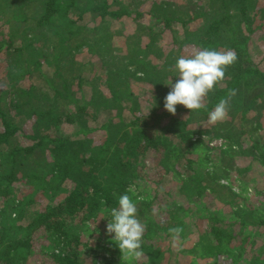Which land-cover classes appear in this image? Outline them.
Listing matches in <instances>:
<instances>
[{
	"label": "trees",
	"instance_id": "obj_1",
	"mask_svg": "<svg viewBox=\"0 0 264 264\" xmlns=\"http://www.w3.org/2000/svg\"><path fill=\"white\" fill-rule=\"evenodd\" d=\"M10 1L17 9L27 3L35 6L36 14L29 17L33 18L32 24L24 33L42 35L50 45L53 41L55 49V53H50L49 60L44 51L34 46L35 37L24 35V43L14 47L15 53L27 63L34 64L35 68L39 67L36 58L41 55L55 64L59 72L56 73L57 81L46 79L51 93L33 85L28 89L19 88L10 97L12 103H6L5 109L0 107L3 127L0 132V264H28L35 254V242L40 241L41 236L49 240L56 251L49 254L37 251V256L52 258L55 264H84L83 246L84 249L94 248L83 242L74 217L81 215L82 219L91 222L99 211L108 212L117 207L120 195L127 193L131 199H136L143 192L145 197L151 195L153 188L141 183L143 172L150 166L146 158L151 155L160 154L158 159L152 158L151 166L161 168L165 174L174 171V167H183V173H179L177 179L178 193L189 202L202 199L203 194L208 192L213 200L216 198L217 201L237 205L230 199L239 198L230 183L225 187L218 182L220 177L232 175L231 169L242 177L247 174L248 178L240 176L241 180L234 175L241 190L247 189L249 184V189L257 195L261 193V189L253 183L256 180H251L254 170L250 163L242 166L246 157L250 156L252 162L264 169V146L257 139L245 145L243 139L248 133L243 125L248 124L251 114L260 105L264 107L261 99H264V71L254 64L248 51L254 33V15L251 13L254 0H206L215 18L193 44L198 48L220 51L231 49L237 59L226 68L224 79L214 87L204 107L190 111L178 104L175 115L157 111L158 107L164 106V97L170 91L165 79L174 77L172 69L175 61L168 54L161 70L153 72L156 66L145 60L146 53L153 52L151 45L156 33L140 24L143 14L137 10L138 0H1L3 4ZM70 10L74 11V17L69 15ZM150 13L156 15L157 22L164 29L171 31L172 37L177 33L174 27L177 20L183 14L189 16L169 2L152 3ZM123 17L137 23V32L140 27L144 28L143 32L150 42L142 47L138 33L134 34L131 38L133 44L127 47L125 56L121 58L109 49V28L111 23ZM84 47L100 57L105 69L107 89L104 92L108 95L94 82L89 96L82 93L80 97H75L71 94V79L65 72L70 71L81 83L87 80L83 75L86 69L84 63H76L74 58L75 53ZM21 68L22 72L30 73L27 67ZM130 78L150 83L160 93L157 102L151 104L145 114H140L142 110L134 98ZM232 90H235V95L229 98ZM224 98L229 101V120L222 124L217 122L219 126L213 132L209 129L202 131L209 140L218 137L227 140L228 147L223 149L202 142L199 135L197 139L193 138L198 130L191 131L188 125L207 120L208 113ZM0 100L4 101V97ZM125 103H128L126 110L123 109ZM11 107L18 114L35 116L31 133H23L28 143L21 144L18 140L21 127L7 112ZM112 110H116L120 122L117 129L111 128L112 117L103 121L97 118L104 113L111 114ZM123 111L128 112L123 114ZM180 112L187 115H176ZM127 120L129 125L123 128L125 123L122 122ZM64 124L72 126L74 132L64 134L57 131ZM100 129L105 131L104 140L91 145L87 135ZM174 138L176 141L173 142ZM210 147L216 148L217 155L212 154L214 148ZM193 152L201 156L198 162L186 156L187 153L193 155ZM209 163L214 173L208 178V173L204 172ZM145 175L149 176L148 173ZM155 184L158 186V183ZM132 186L137 193L131 192ZM38 196L43 198L41 202L35 199ZM152 199L134 202L137 216L144 215L145 219L141 241V251L146 256L144 264H154V255L158 253L156 233L169 236L172 235L169 228L180 227L182 232L179 236L183 237V220L193 213L173 201L169 203L167 218L154 221L149 215ZM240 202L243 204L241 207L237 205L236 210L230 211L231 222H225L221 213L211 216L207 207L197 210L199 215L203 213L208 229L200 235L194 250L200 257L202 253L208 256L212 263H207L220 264L218 258L224 256L227 259L225 264H264V241L255 251L252 249L257 246L252 239L254 235L245 234L247 229L252 231L248 227L259 229L263 237L260 233L257 236L264 240V215L260 212L264 207L243 197ZM236 224L239 225L238 234L234 232ZM236 235L241 236L240 243L231 246V240ZM245 244L253 250L248 257ZM115 250L119 251L117 245L106 249L112 253ZM113 259L104 258L102 264H115Z\"/></svg>",
	"mask_w": 264,
	"mask_h": 264
},
{
	"label": "rangeland",
	"instance_id": "obj_2",
	"mask_svg": "<svg viewBox=\"0 0 264 264\" xmlns=\"http://www.w3.org/2000/svg\"><path fill=\"white\" fill-rule=\"evenodd\" d=\"M139 6L137 10L141 12L143 15L139 19L140 24L149 29L153 30L156 35L152 41V49L153 52L146 53L145 60L150 61L156 67L153 69V72H158L161 70V66L163 65V60L166 55L171 54L169 57L176 61L180 56L188 55L193 49L198 48L193 43L198 39L201 33L205 30L207 25L215 18L213 12L210 7L207 5L206 0H138ZM169 2L176 6V8L182 11H185L189 16L185 17L182 15L181 19L177 20V25L175 27V31H177L175 37H172L171 31L164 29L162 24H159L156 19V15L150 13V9L152 3H165ZM74 11L70 10L69 15L74 17ZM183 13V12H182ZM251 13L254 15V21L252 24V29H254V33L251 35V40L249 43V55L253 60L254 64L261 70L264 71V0H254L251 5ZM35 6L32 3H27L23 8L17 9L12 2H7L3 4L0 0V44L2 48H0V98L4 97V101L0 100V107L6 108L7 104L10 105L12 103L10 97L13 96L16 90L19 88L28 89L30 86L41 87L43 90L51 93V89L46 85V79H55L57 81L56 73L59 72V69H56L55 64L49 62L51 59V54L55 53V49L53 48V41L47 43L42 35H36V33L26 32V28L32 24V19L30 16H34ZM160 16V14H159ZM138 22V21H136ZM183 24V25H182ZM173 27V28H174ZM110 51L113 52L114 55H118L123 58L126 53V49L128 46L133 44L132 36L138 33L139 37V45L145 46V44L150 42V38L148 35L143 32L144 28L140 27L139 32H137V23L132 22L129 17H123L118 21H114L110 24ZM179 31V32H178ZM26 35L27 37H35L34 46L40 50L44 51L47 56H49V60L45 59L43 56H39L36 58L37 62H39V67L35 68L34 64H29L24 61L21 57H19L18 53H15L14 47L21 46L24 42L23 37ZM175 41V43H174ZM192 42V43H191ZM56 44V43H55ZM57 45V44H56ZM171 52V53H170ZM51 53V54H50ZM75 62L84 63L86 69L83 73L84 78L87 79L86 82H82L76 76H74L70 71L67 73L68 77L71 79L69 83V90L71 94L75 97H80L84 93L86 96L90 95V86H93V82L97 83L102 91H106V81H105V69L101 65V59L97 55H93L90 53L85 47L82 48L78 53H75ZM27 67L30 71L22 72V68ZM62 73V72H61ZM17 75V76H16ZM176 74H173L174 77H170L172 82L176 81ZM166 78V82L170 79ZM59 81V80H58ZM131 89L133 91V95L135 100L138 102L139 107L142 112L140 114H145L150 110L151 104L156 103L157 99L160 96L158 90L150 83L145 81L137 80L134 78L129 79ZM96 85V84H95ZM169 87V86H168ZM214 90V89H213ZM213 90L208 93L205 97L203 103H206L210 94L213 93ZM264 92V91H263ZM105 93V92H104ZM108 95V93H105ZM263 101V97L261 98ZM256 102V105L262 101ZM8 105V106H9ZM128 107V103H125L123 109L126 110ZM157 111L166 112L164 106H160L157 108ZM11 117H14V121L21 130L18 132V140L21 144L28 143L26 138L23 137V133H31L32 127L35 125V116L29 115L24 116V114H18V112L12 107L7 111ZM128 111H123V114ZM185 112L176 113L178 116H182ZM184 115H187L186 113ZM229 115L227 118L221 122L229 120ZM109 117L113 118V123L111 128L117 129L120 126L119 119L116 114V110H112L111 114L108 113L101 114L97 116L98 121H103V119H107ZM124 119V118H123ZM126 119V118H125ZM124 119V120H125ZM258 122V123H255ZM125 123L122 127L127 128L129 125V120L122 122ZM236 123V122H235ZM217 124V123H216ZM216 124H209L207 120L203 121H195L188 125V129L198 130L192 135L193 138L197 139L198 135L202 142H206L209 146H218L221 148H227V140H222L220 137L208 139L207 134H203L202 131L209 129V132H213L217 130ZM214 125V126H213ZM213 126V127H212ZM244 129L248 131V133L243 137L244 144L250 145L251 141L257 139L260 144L264 146V107L260 105L258 110H256L253 114H251L250 120L248 124L243 125ZM259 127V128H258ZM3 130L0 119V132ZM57 131L61 133L71 134L74 132L72 126H68L66 124L61 125ZM88 140L91 145L98 144L102 142L105 137V131H95L91 134L87 135ZM168 138V136H167ZM170 140V139H168ZM176 139H173V142ZM212 154L217 155V150L215 147ZM188 158L191 157L193 160L197 162L200 160L201 156L197 152L187 153ZM160 154L151 155L146 158V162L149 163V168L146 172H143V180L141 183L146 185V187L153 188L151 190L152 194L148 197H145V192L143 194H139L136 196V199H132L133 202L139 203L141 200L148 201L149 198L152 199L151 208L149 209V215L152 216L154 221L160 222V220L167 218L168 216V207L169 203L173 201L176 205H183L185 208L189 209V211H193V213L187 215L183 223L185 225L183 237L178 236L175 241V247L173 246V238L172 235L167 236L162 232H157L155 236V241L157 243V254L154 255V264H209L208 261L212 263L208 258V256L202 253L200 257L199 254L194 250L196 246V242L199 240L200 235L206 233L208 229L207 220L202 218L203 213L199 215L197 210L202 209L203 207L209 208V214L212 216L216 212L222 214V218L225 222H231V210H236L237 205L241 207L243 205L240 202V198H247L253 201V204L259 205L260 207H264V169H260L259 166L252 162L250 156H247L245 159L246 164L250 163L252 166V170H254V175L252 176L257 184V186L261 189V193L257 195L253 190L249 189V184H247V189L241 190L238 186V182L236 179L241 180L242 175L237 174L234 169L230 170L231 179L226 177H220L218 182L221 185L231 186L232 191L239 196V198H230L232 202L238 203L237 205H233L234 203H226L223 201H217L216 198L213 200L208 192L203 194L202 199H198L197 201H187L184 199L182 195L178 193V183L177 180L179 177V173H183V167L180 165L179 168H175L177 171H171L169 174H165L163 170L152 168L151 162L152 158L158 159ZM212 158H210L211 161ZM194 161L196 167L198 164ZM148 173V175H145ZM208 173L206 175L211 176L213 172V168L210 163L208 165V169L204 172ZM229 174V173H228ZM236 175V179L235 176ZM241 176V177H240ZM242 178H248L247 174ZM234 180V181H233ZM158 183V186H156ZM136 192L135 188L131 187V192ZM137 193V192H136ZM176 195V196H175ZM19 196V194H18ZM38 202L42 201V197H35ZM183 202V203H182ZM263 203V204H262ZM263 205V206H262ZM260 212L264 215V208L260 210ZM190 213V212H189ZM107 211H99L96 218H94L91 222L86 221L81 218V215H77L74 217L75 223L80 227L81 234L83 237V242L89 243L91 247L94 249H82V262L84 264H91L92 261H95V264H102L104 258L108 259L110 257H114L113 261L115 264H144L146 262V256L143 255L140 258L126 256L121 253V251H114L112 253L110 251H106L107 248H112L116 246L113 242L111 235L106 233V225L108 222V218L102 216H107ZM137 218L145 224L144 215L138 214ZM231 219V220H230ZM249 224V223H248ZM252 229V231L245 230V234L254 235L252 238L257 244L252 249L256 251L259 246L263 243V235L261 233L262 230H255V228L248 227ZM235 234L239 232V225L236 224L234 227ZM254 234H253V233ZM260 233L261 237H258L257 234ZM234 239H232L230 244L231 246H235L240 243L241 236L236 235ZM246 249V256L250 251H253L250 248L249 244L244 245ZM33 250L36 254L38 251H43L44 253H51L56 251L53 245L49 240H46L44 236H41L40 241H36L33 247ZM35 254L31 260L28 261V264H55L53 263L52 258L44 257L43 255ZM218 261L220 264L227 263V259L224 256H219Z\"/></svg>",
	"mask_w": 264,
	"mask_h": 264
},
{
	"label": "clouds",
	"instance_id": "obj_3",
	"mask_svg": "<svg viewBox=\"0 0 264 264\" xmlns=\"http://www.w3.org/2000/svg\"><path fill=\"white\" fill-rule=\"evenodd\" d=\"M236 53L227 49L224 51L208 47L193 49L188 55L176 59L173 71L177 78L175 83L170 78L165 85L170 91L164 97L165 110L175 115L176 105H182L188 110H199L204 107V99L214 87L225 77V70L236 62ZM235 95V90L229 93V98ZM229 110L228 98L221 99L208 113L207 122L216 124L227 118ZM187 117V116H186ZM118 206L108 210L106 233L111 235L113 242L122 254L140 258L141 241L145 225L137 218V207L130 196L125 193L118 197ZM172 234L173 246L179 234L180 227L169 228Z\"/></svg>",
	"mask_w": 264,
	"mask_h": 264
}]
</instances>
